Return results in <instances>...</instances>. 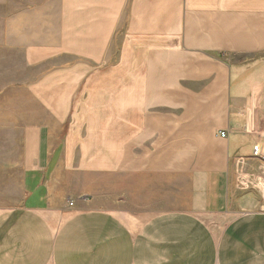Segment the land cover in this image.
Instances as JSON below:
<instances>
[{
    "label": "crops",
    "instance_id": "obj_1",
    "mask_svg": "<svg viewBox=\"0 0 264 264\" xmlns=\"http://www.w3.org/2000/svg\"><path fill=\"white\" fill-rule=\"evenodd\" d=\"M53 4L0 264H264V0Z\"/></svg>",
    "mask_w": 264,
    "mask_h": 264
},
{
    "label": "rangeland",
    "instance_id": "obj_2",
    "mask_svg": "<svg viewBox=\"0 0 264 264\" xmlns=\"http://www.w3.org/2000/svg\"><path fill=\"white\" fill-rule=\"evenodd\" d=\"M54 1L0 0V211L22 198L24 128L41 112L25 86L29 72L20 43L37 19L52 14Z\"/></svg>",
    "mask_w": 264,
    "mask_h": 264
},
{
    "label": "built area",
    "instance_id": "obj_3",
    "mask_svg": "<svg viewBox=\"0 0 264 264\" xmlns=\"http://www.w3.org/2000/svg\"><path fill=\"white\" fill-rule=\"evenodd\" d=\"M219 135L220 136H225V131H221L220 133H219ZM264 181V180H263ZM263 187H264V182H263ZM262 201H263V205H264V190H263V195H262Z\"/></svg>",
    "mask_w": 264,
    "mask_h": 264
}]
</instances>
